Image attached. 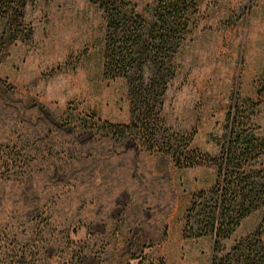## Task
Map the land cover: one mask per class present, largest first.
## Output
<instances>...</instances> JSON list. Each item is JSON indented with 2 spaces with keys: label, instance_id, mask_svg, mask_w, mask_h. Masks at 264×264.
I'll return each instance as SVG.
<instances>
[{
  "label": "rangeland",
  "instance_id": "374dc122",
  "mask_svg": "<svg viewBox=\"0 0 264 264\" xmlns=\"http://www.w3.org/2000/svg\"><path fill=\"white\" fill-rule=\"evenodd\" d=\"M133 1L150 16L155 0ZM23 15L31 38L0 61V264H208L211 236L184 238L182 222L216 165L180 168L107 131L103 120L130 121V104L125 78L103 74L102 10L30 0ZM188 29L162 115L217 158L235 103L264 136V0H199ZM259 225L264 239L262 208L222 245Z\"/></svg>",
  "mask_w": 264,
  "mask_h": 264
},
{
  "label": "trees",
  "instance_id": "16d2710c",
  "mask_svg": "<svg viewBox=\"0 0 264 264\" xmlns=\"http://www.w3.org/2000/svg\"><path fill=\"white\" fill-rule=\"evenodd\" d=\"M28 1L0 0V61L16 40L31 38V26L23 15ZM89 1L97 4L105 20L103 74L125 78L130 104L129 122L103 120V125L118 139H139L149 151L168 154L177 167L215 164L213 184L194 191L185 208L182 236H211L208 264H264L260 225L228 248L222 245L244 216L258 208L264 211V162L259 161L264 155V136L238 119L235 103L227 112L228 139L216 158L192 144V131L167 127L162 115L168 84L179 66V48L199 0H155L149 17L139 13L133 0ZM82 125L89 130V125Z\"/></svg>",
  "mask_w": 264,
  "mask_h": 264
}]
</instances>
